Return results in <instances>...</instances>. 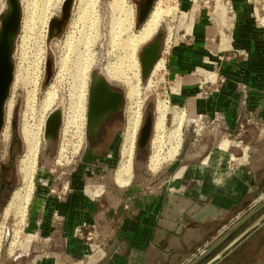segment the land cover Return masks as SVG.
I'll return each instance as SVG.
<instances>
[{"label": "crops", "instance_id": "obj_1", "mask_svg": "<svg viewBox=\"0 0 264 264\" xmlns=\"http://www.w3.org/2000/svg\"><path fill=\"white\" fill-rule=\"evenodd\" d=\"M226 1L223 11L185 0L171 36L167 74L186 120L177 156L147 185L135 175L125 186L114 178L124 189L87 186L85 166L69 187L43 181L26 222V264H190L261 203L264 19L253 0ZM92 227L93 245L78 234ZM214 264H264V221Z\"/></svg>", "mask_w": 264, "mask_h": 264}, {"label": "rangeland", "instance_id": "obj_2", "mask_svg": "<svg viewBox=\"0 0 264 264\" xmlns=\"http://www.w3.org/2000/svg\"><path fill=\"white\" fill-rule=\"evenodd\" d=\"M159 1L162 3L161 7L169 9L170 12L164 15L154 35L143 42L138 40V33L144 24L139 21L140 0H86L83 6L81 0H74L72 15L62 33L51 40L48 39L50 20L52 17H62L63 0H22V24L12 57L15 66L14 81L10 89V98L8 97L7 104L5 103L6 117L4 106V127H8L9 138L7 140L2 138L0 141V179L3 175L8 184V189L0 198V264H26L27 256H21L23 247H26V222L33 195L43 181H47L50 186L60 187L62 183L67 186L72 180V171L85 166L88 173L84 174V183L87 186L95 185L99 188L101 184L106 183L124 189L114 182V178L121 164L122 146L133 110L140 112L133 152V177L135 175L137 178L139 175L145 177L144 182L147 185L159 171H162L163 166L177 156L186 120L184 123L183 107L173 100L167 70L174 42L172 37L173 35L177 37L179 23L184 18L181 11L184 9L185 0H156L154 7ZM225 2L227 1L196 0V3L206 5L210 10L218 5L223 11L226 10ZM253 2L257 3L259 13L264 19V0ZM7 9V0H0V18ZM44 20L47 21L45 39L42 36ZM154 39H158L161 44L158 59L165 57V66L157 74L144 78L141 54ZM128 51L134 53L140 64L139 95L132 100L127 94L125 83L121 80H112L111 83L115 87L126 92L124 106L118 118H113L103 127L99 140L92 143L87 138V98L92 73L98 71L101 75H106V67L114 66L120 62L119 60L126 61ZM88 62L92 63L90 70H87ZM80 68L82 74H79ZM83 100L86 102V122L81 126L78 115ZM9 101L12 102L11 108ZM161 103H165L166 117L163 126L156 130L155 121ZM57 109L63 113L59 138L56 141L48 140L45 138L46 119ZM72 113L76 115V120L68 123V116ZM150 114L154 119L151 137L149 143L141 148L139 145L141 129ZM179 117L182 123L180 128L175 130ZM27 133L36 138L37 157L33 171V188L28 191L30 198L22 218L24 220H20L15 214L16 204L9 214L6 209L16 191L19 190L22 195L26 193L21 160L28 152ZM93 144L97 145L96 152L90 150ZM169 150L175 156L169 157L171 154ZM151 157L163 159L161 167L156 171L149 167ZM166 158L168 160H165ZM263 213L264 208L250 223ZM243 229L244 227L226 239L220 249Z\"/></svg>", "mask_w": 264, "mask_h": 264}, {"label": "water", "instance_id": "obj_3", "mask_svg": "<svg viewBox=\"0 0 264 264\" xmlns=\"http://www.w3.org/2000/svg\"><path fill=\"white\" fill-rule=\"evenodd\" d=\"M74 0H64L62 5V17H52L49 24L48 39L59 36L67 21L72 15V7ZM156 0H147L142 4L139 11V21L144 22L154 7ZM8 9L2 14L1 26H0V58L5 57L7 61V82L4 93L0 98V135L4 125V106L6 100L10 95V89L14 80V62L13 54L15 48L16 38L19 34L21 23H22V4L21 0H7ZM161 44L158 39H154L150 42L142 51L141 54V65H142V76L148 78L158 60ZM121 101V95L114 93L110 90L108 84L101 77L97 76V81L92 89L90 114L88 130L90 133L94 132V128L98 122L102 120L107 111H112L118 108ZM63 121L62 110L57 109L52 111L45 124V138L48 140L56 141L59 138L60 129ZM154 125V119L152 115H148L144 126L141 129L139 145L144 148L150 140L152 129ZM1 145V142H0ZM264 206V199L261 203L252 209L243 219L235 223L228 231H226L217 241H215L210 247L205 249L194 261L190 264L196 263L199 259L206 256L216 245H218L227 235L233 230L239 227L248 217L258 211ZM264 221V213L257 218L252 224H250L244 231H242L237 237H235L228 245H226L220 252L212 257L205 264H214L220 259L225 253H227L232 247L239 243L244 237H246L253 229L260 225Z\"/></svg>", "mask_w": 264, "mask_h": 264}, {"label": "bare ground", "instance_id": "obj_4", "mask_svg": "<svg viewBox=\"0 0 264 264\" xmlns=\"http://www.w3.org/2000/svg\"><path fill=\"white\" fill-rule=\"evenodd\" d=\"M63 2H64V0H63ZM85 2H86V0H81V6H83L85 4ZM21 4H22V0H21ZM160 4H162V3H160V1L157 2L155 7L152 8L150 14L148 15V17L144 21V24H143L140 32L138 33L139 34L138 35V40L139 41H143L144 42L146 40H149L154 35V33L156 32L160 21L164 18V15H166V14H168L170 12L169 9L162 8L161 7L162 5H160ZM171 10H173V9H171ZM22 14H23V8H22ZM46 24H47V21L44 20V32H43V35H42L44 39H45V31L47 30L46 29V26H47ZM169 41H170V39H169ZM138 43L140 44V42H138ZM167 44H169V43H167ZM127 55L128 56H125L126 61L119 60L120 62H118L114 66L110 65V67H106L105 73H106V76L110 80L116 79V80L123 81L125 83L126 87H127L128 96L133 100L139 95V92H140V64H139L138 59L135 57L133 52H129L128 51ZM164 59H165V57H164ZM164 59L160 58V59L157 60L155 66H154V68L152 70V73H151L152 76L157 74L158 71H160L161 69L164 68V66H165V60ZM91 64H92L91 62L90 63L88 62V65L85 64L87 66V68H88L87 70H90ZM81 72H82V69L80 68L79 74H82ZM7 75H8L7 74V61L5 60V57L3 56V57L0 58V98L2 97V95L4 93V90H5V86H6V82H7ZM12 84H13V82H12ZM11 88H12V85H11ZM48 93H47V95H48ZM146 94H147V92H146ZM49 95H51V94L49 93ZM84 95L86 96V93ZM7 100H6V104H7ZM141 103H142V101H141ZM6 104H5V117H6ZM8 104H10V108H11L12 102L9 101ZM164 104L165 103H161V104H159V107H158V116H157L156 121H155V129L156 130L160 129L163 126L164 122H165L166 106ZM137 107H139V106H137ZM139 113L140 112H138L136 110L135 111L133 110V113L129 117V123H128V126H127V130H126V134H125L124 142H123V146H122V154H121L122 155V160H121V164H119L120 166H119L118 170H116L117 173L115 175L116 176L115 180H116L117 184H119L120 186L127 185L130 182L131 177L133 176L132 175V171H133V152H134L136 134H137V130H138L139 123H140ZM78 117H80L79 119L81 120L80 121V125L84 126L85 122H86V102L84 100L81 102V110H80V114L78 115ZM75 120H76V115L75 114L72 113V114H70L68 116V123L75 122ZM181 123H182L181 122V118L179 117L178 120H177V123H176V127H175L176 129L175 130L180 128V126H181L180 124ZM4 124H5V120H4ZM3 128H2L3 132H1V135H0V137H1L0 141H2V138L5 139V140H7L9 138L8 127H6V126L4 127V125H3ZM79 129H80V126H79ZM26 139H27V144H28V152H27V155H25V157L23 158V160H21L22 161V163H21V172L23 174V181H24V187L26 188V193L24 195H22V193H20L19 190L16 191L14 193V195H13L11 203L8 205V207L6 209L7 214H9L10 211L12 210V208H14V205L16 204L15 208H14L15 209V214L17 215V217L18 216L20 217V220L23 218V215L25 214L24 211H25V208H26L27 203H28L29 198H30V194H29L28 191H31L32 188H33V171H34V167H35V164H36V157H37V149L35 147L36 146V142H37L36 138H34L33 135H30V134L27 133L26 134ZM78 144H79V142H78ZM179 145H178V147H179ZM77 148H79L78 145H77ZM77 148H75V150ZM177 150L178 149H176V151ZM158 151H155V152L158 153ZM169 151L171 153V150H169ZM165 156L163 155V157H165ZM172 156H175V154L173 152L169 155V157H172ZM158 158H159V156H158ZM158 158L157 157L152 158V161L150 163L151 166L149 165V167L153 171H156L157 169H159V167H161V164L163 162L162 161L163 159L159 160L161 157L159 159ZM165 160H168V159L166 158ZM22 220H24V219H22Z\"/></svg>", "mask_w": 264, "mask_h": 264}, {"label": "flooded vegetation", "instance_id": "obj_5", "mask_svg": "<svg viewBox=\"0 0 264 264\" xmlns=\"http://www.w3.org/2000/svg\"><path fill=\"white\" fill-rule=\"evenodd\" d=\"M146 1L147 0H140V2H139L140 3V8H141L142 4H144ZM97 76L101 77V78H103L105 80V82L108 84V86H109V88H110V90L112 92L118 93V94L121 95V101H120V105L118 106L117 109L112 110V111H107L105 113V115L102 118V120L96 124V126L94 128V132L90 133L89 130H88L90 104H91L92 89L95 86V83L97 81ZM114 81H116V80H114ZM111 82H113V81L108 79L105 74L101 75L98 71H94L92 73V78H91L90 83H89V91H88V98H87V138L92 143L94 141H98L99 140V138L101 137V134H102L103 127L107 123H109V121H111L113 118H118L119 113L122 111V108L124 106L126 92L124 93V91L122 89H120L118 87H115L114 84H112ZM90 150L96 152L97 151V145L93 144V148H91ZM98 150H99V148H98Z\"/></svg>", "mask_w": 264, "mask_h": 264}, {"label": "built area", "instance_id": "obj_6", "mask_svg": "<svg viewBox=\"0 0 264 264\" xmlns=\"http://www.w3.org/2000/svg\"><path fill=\"white\" fill-rule=\"evenodd\" d=\"M68 185L69 184L67 183V187ZM78 234L80 237H82L85 240L86 243H90L91 245H93L98 240L99 229L96 227H92L88 229L87 228L79 229Z\"/></svg>", "mask_w": 264, "mask_h": 264}, {"label": "trees", "instance_id": "obj_7", "mask_svg": "<svg viewBox=\"0 0 264 264\" xmlns=\"http://www.w3.org/2000/svg\"><path fill=\"white\" fill-rule=\"evenodd\" d=\"M8 189L7 181H5V177L1 175L0 179V198L3 197V192Z\"/></svg>", "mask_w": 264, "mask_h": 264}]
</instances>
